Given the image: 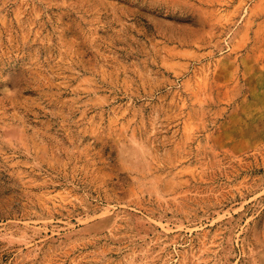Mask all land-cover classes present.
I'll return each instance as SVG.
<instances>
[{
	"label": "rangeland",
	"instance_id": "1",
	"mask_svg": "<svg viewBox=\"0 0 264 264\" xmlns=\"http://www.w3.org/2000/svg\"><path fill=\"white\" fill-rule=\"evenodd\" d=\"M0 264H264V0H0Z\"/></svg>",
	"mask_w": 264,
	"mask_h": 264
}]
</instances>
